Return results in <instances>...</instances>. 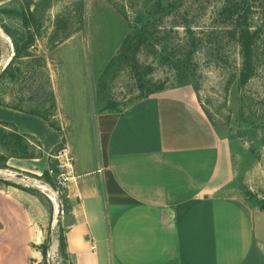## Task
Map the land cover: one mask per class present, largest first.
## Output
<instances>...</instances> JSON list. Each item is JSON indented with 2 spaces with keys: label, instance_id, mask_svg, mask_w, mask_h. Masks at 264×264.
I'll return each mask as SVG.
<instances>
[{
  "label": "crops",
  "instance_id": "obj_1",
  "mask_svg": "<svg viewBox=\"0 0 264 264\" xmlns=\"http://www.w3.org/2000/svg\"><path fill=\"white\" fill-rule=\"evenodd\" d=\"M65 90L61 98L53 85L65 127L1 103L0 121L37 139L45 154L65 145L72 156L63 232L69 264H264V208L228 187L237 166L227 130L210 120L192 85L121 109ZM35 202L24 189L0 185V264L43 256ZM58 249L54 240L50 253Z\"/></svg>",
  "mask_w": 264,
  "mask_h": 264
},
{
  "label": "rangeland",
  "instance_id": "obj_2",
  "mask_svg": "<svg viewBox=\"0 0 264 264\" xmlns=\"http://www.w3.org/2000/svg\"><path fill=\"white\" fill-rule=\"evenodd\" d=\"M172 1H176L173 11L157 14L161 15L154 23L157 33L139 48L126 50L123 40L136 15L144 16L145 11ZM200 2L205 3L0 0V103L40 113L53 126L63 123L65 127L68 120L55 100L54 84L61 98L67 96L65 88H76L84 102L93 93L99 108L115 109L163 88L190 84L210 120L227 130L225 141L237 166L228 187L260 205L264 202V66L240 91L237 78L230 81L235 60H239L230 46L222 50L224 54L203 45L191 54L179 53L180 46L171 37L175 41L176 29L185 36V30L175 25L176 11L188 8L190 15L196 14ZM209 17V11L201 12L196 24L206 29ZM16 47L17 55L4 69ZM0 122V185L24 189L36 198V218L43 231L39 247L45 245L46 254L35 264H69L60 249L50 253L53 241L63 236L70 220L69 201L54 156L60 146L45 154L37 139H20L11 124ZM10 158L20 161L22 168L10 164Z\"/></svg>",
  "mask_w": 264,
  "mask_h": 264
},
{
  "label": "trees",
  "instance_id": "obj_3",
  "mask_svg": "<svg viewBox=\"0 0 264 264\" xmlns=\"http://www.w3.org/2000/svg\"><path fill=\"white\" fill-rule=\"evenodd\" d=\"M204 2L203 4L200 2L198 5L196 14L190 15L188 8L183 11L177 9L175 16L180 19L174 17L175 25L184 27L185 36H180L176 29L177 38L174 41V36H172L171 42H175V46H180L179 53L187 54L195 52L202 45L203 47L207 46L211 52L215 50L216 54L220 52L224 54L222 50H225L227 45L230 46V51L234 50L239 57L238 61L235 60V71L231 74L230 81L237 78L238 88L241 91L264 66V0H204ZM175 6L176 1H172L157 10L145 11L144 16L139 12L136 15L135 23L129 24L130 31L123 40V43L127 44L126 50L133 46L139 48L144 42H148L149 36L158 31L154 23L161 15L157 14L161 11L163 14L166 11H173ZM208 11L210 12L209 24L204 29L196 24L198 23L197 18L201 12ZM202 32L205 33L202 34ZM128 45L131 46L128 47ZM17 51L16 47L4 69L17 55ZM224 56L226 55H221L219 58ZM45 118L48 120L47 117ZM49 124L53 126L50 121ZM13 132L20 139L30 137L26 133L18 132L15 128H13ZM25 145L26 143L23 144V146ZM260 207L264 208V202L260 204ZM64 246V237L61 236L59 237V249L63 255L65 254ZM40 250L45 256V245L42 244Z\"/></svg>",
  "mask_w": 264,
  "mask_h": 264
},
{
  "label": "built area",
  "instance_id": "obj_4",
  "mask_svg": "<svg viewBox=\"0 0 264 264\" xmlns=\"http://www.w3.org/2000/svg\"><path fill=\"white\" fill-rule=\"evenodd\" d=\"M54 156L58 159V167H60L59 181L65 185L72 172V156L65 145L60 146Z\"/></svg>",
  "mask_w": 264,
  "mask_h": 264
},
{
  "label": "bare ground",
  "instance_id": "obj_5",
  "mask_svg": "<svg viewBox=\"0 0 264 264\" xmlns=\"http://www.w3.org/2000/svg\"><path fill=\"white\" fill-rule=\"evenodd\" d=\"M10 58H11V56L6 59L5 65L8 63V61L10 60Z\"/></svg>",
  "mask_w": 264,
  "mask_h": 264
}]
</instances>
